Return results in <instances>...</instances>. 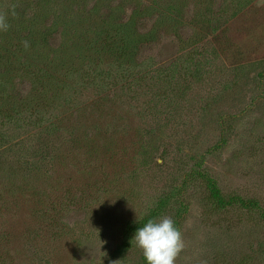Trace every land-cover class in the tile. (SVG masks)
Returning a JSON list of instances; mask_svg holds the SVG:
<instances>
[{"label":"rangeland","instance_id":"rangeland-1","mask_svg":"<svg viewBox=\"0 0 264 264\" xmlns=\"http://www.w3.org/2000/svg\"><path fill=\"white\" fill-rule=\"evenodd\" d=\"M0 18V264H147L132 238L165 215L175 264H264V0Z\"/></svg>","mask_w":264,"mask_h":264},{"label":"clouds","instance_id":"clouds-1","mask_svg":"<svg viewBox=\"0 0 264 264\" xmlns=\"http://www.w3.org/2000/svg\"><path fill=\"white\" fill-rule=\"evenodd\" d=\"M6 28L7 24L0 18V30ZM25 47H28L27 42ZM133 240L142 250L147 264H175L178 253L184 247L181 232L173 219L166 215L149 219L142 226L140 225L135 231Z\"/></svg>","mask_w":264,"mask_h":264}]
</instances>
